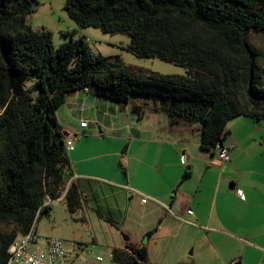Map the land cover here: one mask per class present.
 Returning <instances> with one entry per match:
<instances>
[{
	"label": "trees",
	"instance_id": "16d2710c",
	"mask_svg": "<svg viewBox=\"0 0 264 264\" xmlns=\"http://www.w3.org/2000/svg\"><path fill=\"white\" fill-rule=\"evenodd\" d=\"M37 3L0 0V223L12 225L0 231V264L37 214L50 213L47 198L63 196L69 213L81 207L77 186L68 185L56 116L72 93L132 104L138 118L143 107L134 102L151 103L171 125H200V148L209 152L223 143L231 119H264V53L251 41L264 36V0L65 1L77 26L127 35L126 51L181 67L182 75L144 72L119 56L96 54L84 36L55 46L49 30L27 21ZM111 260L150 264L146 249L130 244L113 248Z\"/></svg>",
	"mask_w": 264,
	"mask_h": 264
},
{
	"label": "crops",
	"instance_id": "0c3cea01",
	"mask_svg": "<svg viewBox=\"0 0 264 264\" xmlns=\"http://www.w3.org/2000/svg\"><path fill=\"white\" fill-rule=\"evenodd\" d=\"M134 105L140 118L132 104L78 91L57 110L65 139L75 138L68 185L81 194L69 213L82 250L67 245L71 264H99L95 254L112 264V249L126 244L144 247L150 264H264V119L227 123L230 160L219 167L200 148V125H171L153 104ZM57 202L63 196L51 209Z\"/></svg>",
	"mask_w": 264,
	"mask_h": 264
},
{
	"label": "rangeland",
	"instance_id": "374dc122",
	"mask_svg": "<svg viewBox=\"0 0 264 264\" xmlns=\"http://www.w3.org/2000/svg\"><path fill=\"white\" fill-rule=\"evenodd\" d=\"M66 0H38L34 6V11L27 16L30 26L39 30L45 28L52 33V41L55 46L60 45L62 39L64 42H70L71 38L77 39L84 36L88 39L91 50L96 54L106 57L119 56L122 62L134 69H141L144 72H155L163 75H182L184 69L170 63H165L156 58H138L124 48L129 44V37L124 34H105L99 29L93 27H79L71 20L64 10ZM72 26L75 28L73 29ZM61 30L68 31L61 33ZM74 35V36H73ZM251 41L264 53V36L252 37ZM35 234L43 238H58L65 241L69 246L75 245L76 251H82L77 244L75 237L79 236L78 226L70 221V215L65 201L57 202L53 205L49 214L36 216L34 222ZM12 225L9 222L0 223V231H10ZM20 237V236H18ZM17 237V238H18ZM68 246V253L73 247ZM99 255L100 263H106V257ZM91 259V256L88 255ZM89 259V260H90ZM98 261V260H97ZM102 261V262H101ZM112 262L111 259H109ZM112 264H114L112 262Z\"/></svg>",
	"mask_w": 264,
	"mask_h": 264
},
{
	"label": "built area",
	"instance_id": "2783aa9c",
	"mask_svg": "<svg viewBox=\"0 0 264 264\" xmlns=\"http://www.w3.org/2000/svg\"><path fill=\"white\" fill-rule=\"evenodd\" d=\"M81 127H86L87 122H80ZM75 138L65 139V151L69 153L74 150ZM211 164L221 166L230 160L229 147L223 143H217L211 150ZM186 156L184 152L181 154V163H185ZM138 193V192H137ZM239 196L242 197L241 192ZM147 198L144 197L141 202L146 203ZM50 199H46L44 205L51 204ZM170 212V210H167ZM187 214L191 215L192 211L187 210ZM183 221H186L182 219ZM188 222V221H187ZM67 243L58 238H43L35 234L34 224H32L25 235L18 237L8 248V258L5 264H71ZM100 260V258H97Z\"/></svg>",
	"mask_w": 264,
	"mask_h": 264
},
{
	"label": "water",
	"instance_id": "95a60500",
	"mask_svg": "<svg viewBox=\"0 0 264 264\" xmlns=\"http://www.w3.org/2000/svg\"><path fill=\"white\" fill-rule=\"evenodd\" d=\"M66 134L63 132V136H65Z\"/></svg>",
	"mask_w": 264,
	"mask_h": 264
}]
</instances>
